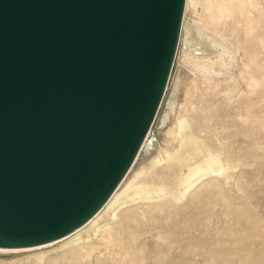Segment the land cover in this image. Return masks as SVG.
Returning <instances> with one entry per match:
<instances>
[{"label":"water","instance_id":"1","mask_svg":"<svg viewBox=\"0 0 264 264\" xmlns=\"http://www.w3.org/2000/svg\"><path fill=\"white\" fill-rule=\"evenodd\" d=\"M187 0H0V249L108 203L156 121Z\"/></svg>","mask_w":264,"mask_h":264},{"label":"rangeland","instance_id":"2","mask_svg":"<svg viewBox=\"0 0 264 264\" xmlns=\"http://www.w3.org/2000/svg\"><path fill=\"white\" fill-rule=\"evenodd\" d=\"M121 184L116 198L149 191L0 264H264V0H188L161 109Z\"/></svg>","mask_w":264,"mask_h":264},{"label":"bare ground","instance_id":"3","mask_svg":"<svg viewBox=\"0 0 264 264\" xmlns=\"http://www.w3.org/2000/svg\"><path fill=\"white\" fill-rule=\"evenodd\" d=\"M187 2H188V0H187ZM186 8H187V6H186ZM185 14H186V12H185ZM183 26H184V24H183ZM191 32V31H190ZM192 33V32H191ZM191 33H190V35H191ZM183 39V38H182ZM189 42V41H188ZM186 45H188L187 43H186ZM209 164V166H211V167H209L210 169H212L213 168V166H214V164H216V165H218V166H220V167H218V168H220V170L221 171H223L224 170V167H223V165H221L219 162H216L215 160H212L211 162H209L208 163ZM202 167V166H201ZM202 169V168H201ZM195 170H197V171H194L193 170V172H189L190 174L187 176L188 177V181L189 180H191L192 178H196L197 176H199L201 173H202V171L200 170V168H199V171H198V169H195ZM203 170V169H202ZM212 172V171H211ZM208 174V173H207ZM194 178V179H195ZM193 180V179H192ZM191 182V181H190ZM186 183H188L189 185H187V187H186V190H188V189H190V187L193 185L192 183L190 184L189 182H186ZM122 185V184H121ZM120 185V186H121ZM186 185V184H185ZM141 186V185H140ZM119 189V188H118ZM117 189V190H118ZM145 191H149V188H146V187H144V186H141V187H137L135 190H133V192L132 191H129L130 193H132V194H130V193H128V194H130V195H126L125 193V195H123V196H121L120 198L118 197V198H116V195H117V193L115 192L114 193V195L111 197V199L108 201V203L105 205V207L103 208V211L105 210V209H107V208H109V205L110 204H112L113 205V208H112V212H111V214H110V216H111V218H115L116 217V213L121 209V208H123L125 205L127 206L128 204H131L132 202L131 201H136V200H139L140 199V197H141V194L143 193V192H145ZM126 192V191H125ZM146 193V192H145ZM187 193V192H186ZM149 194V193H148ZM159 194V193H158ZM122 195V194H121ZM118 196V195H117ZM143 200V199H142ZM157 200V199H156ZM131 202V203H130ZM110 210V209H109ZM102 211V215H103V212ZM100 214L101 213H98L89 223H88V225L87 226H89V225H96L98 222H99V218H100ZM105 214V213H104ZM109 216V215H108ZM106 217V216H105ZM108 218V217H107ZM111 220V219H110ZM106 222H108L107 220H106ZM103 223H105V222H103ZM86 226V227H87ZM104 227V226H103ZM103 227H101V224L99 225L98 224V226L96 227V229H95V232L97 231V233L98 232H100V230L103 228ZM106 227V226H105ZM82 229V228H81ZM79 229L78 231H76L75 233L76 234H74V235H72V237H74V236H76V235H80V233L82 234V231L85 229ZM94 232V233H95ZM103 232V231H102ZM92 234H93V232H92ZM71 237V236H70ZM90 237V236H89ZM69 238V237H68ZM68 238H66V239H68ZM65 238H64V240L62 239L61 241L59 240V241H57V242H54V243H50V244H47V245H43V246H38V247H35V248H27V249H14V250H8V249H0V253H24V252H32V251H39V250H42V249H46V248H49V247H52V246H54V245H56V244H58V243H61V242H63V241H65L66 240ZM85 239H86V237H85ZM80 241V240H79ZM88 241L86 240H84L82 243H79V245L81 244H84V243H87ZM77 243V242H76ZM63 245V244H62ZM87 250V249H86ZM87 256H92L91 255V253H89V254H87ZM86 256V257H87ZM39 264L41 263V262H43V260H45L46 259V254H42V255H40L39 257Z\"/></svg>","mask_w":264,"mask_h":264}]
</instances>
